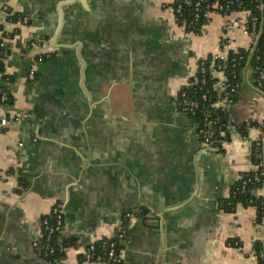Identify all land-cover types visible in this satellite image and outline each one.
<instances>
[{
	"label": "crops",
	"instance_id": "crops-1",
	"mask_svg": "<svg viewBox=\"0 0 264 264\" xmlns=\"http://www.w3.org/2000/svg\"><path fill=\"white\" fill-rule=\"evenodd\" d=\"M176 1L0 0L29 18L0 72V86L12 78L2 111L21 117L0 133V264H48L32 241L55 206L69 240L63 264H92L88 246L122 228L125 264H256L257 209L227 211L224 200L254 169L252 142L264 147L250 126L264 127V88L246 66L227 119L250 127L228 133L222 150L202 141L178 99L201 60L252 52L241 27L224 30L249 12H211L196 33L177 21Z\"/></svg>",
	"mask_w": 264,
	"mask_h": 264
},
{
	"label": "trees",
	"instance_id": "trees-1",
	"mask_svg": "<svg viewBox=\"0 0 264 264\" xmlns=\"http://www.w3.org/2000/svg\"><path fill=\"white\" fill-rule=\"evenodd\" d=\"M220 1L225 6H228L223 14H231L234 11H248L249 18L247 23L251 25V20L254 17L258 19V27H257V37L261 32L262 24H264V0H201V4L199 6L198 12L199 17L195 18V12H197V7L195 5V0L191 2V4H186L185 0H177L173 4V9L175 11L176 19L180 24H184L186 26V30L199 33L204 26L208 22V18L205 17V14L208 11H216L212 5L214 2ZM182 7L181 12H177L176 9L178 6ZM190 23L193 25L190 26ZM1 27V26H0ZM255 38V40L257 39ZM11 48H0V72L3 73L5 70V59L10 54ZM250 52L248 50L240 49L238 54H233L232 51L229 52V57L227 60V67L225 69V74L227 76L228 83L231 85H240L243 81L244 70L247 66V62L250 56ZM212 61V55L208 57V59L203 61L204 67L209 68ZM248 72L251 74L254 84L259 88H264V79L259 81V76L261 72H264V28L262 30L261 38L258 44L255 47L254 54L252 60L249 65ZM3 84L0 86V95L1 90H8L12 83V78L9 76H3ZM218 78L211 76L208 72L202 74L200 69L198 68L197 73L193 78L190 79L187 86L183 88L186 92L187 97L189 99H196L199 101L200 106L197 109L196 116H191L194 118L198 124V127L202 126L203 119L208 116L211 119H214L218 122L216 126L215 138H216V147L219 150H222V144L227 139L228 133L221 135L219 131V126L228 122L227 115L228 113L223 110L221 107L216 106L215 102L221 98L222 93L215 86ZM206 94L207 98L203 100V95ZM237 92L233 96V100H236ZM11 96L5 102L8 104ZM4 104V105H5ZM250 126H259L263 131L264 127L260 123H253ZM247 124L238 125L237 130L243 135L247 136V130L250 127ZM255 145L254 143L251 145L250 151L253 149L254 151ZM261 148V147H260ZM264 153V147L261 148ZM264 159V158H263ZM251 161L253 163L258 164L252 157ZM264 162V161H263ZM254 175V170H250L245 172L242 177L237 181V183L232 187L231 194L228 198L224 200V208L227 211H233L235 206L238 203L243 205H252L257 209V219L260 220L262 216V212L264 210V195H259L257 193L259 188H264V176L254 183H249L245 189H242V180L248 178L249 176ZM23 185V183H21ZM50 222L53 223L55 221V216L53 214L47 215ZM119 238L112 239H103L95 243V250L93 252V256L96 255H104L105 250L104 246H108L111 241L116 242V251L119 250ZM69 244V240L61 235L60 233L54 234L52 239L47 242L46 241V233L43 231L40 236V241L38 246L36 247V251L39 256L44 258L45 260L49 259L52 263L63 264L62 261L65 258V247ZM48 245H52L54 247V252L49 256H45V251ZM253 250L256 253L257 260L256 264H264V243L262 241H255ZM81 261L86 260V256H81ZM101 264V263H100ZM125 264V263H121Z\"/></svg>",
	"mask_w": 264,
	"mask_h": 264
},
{
	"label": "built area",
	"instance_id": "built-area-1",
	"mask_svg": "<svg viewBox=\"0 0 264 264\" xmlns=\"http://www.w3.org/2000/svg\"><path fill=\"white\" fill-rule=\"evenodd\" d=\"M193 0H185L186 4H191ZM201 4V0H195V5L197 7V12H195V18L199 17V6ZM2 7V6H0ZM212 7L216 10L215 12H219L223 14L222 12H225L226 8L228 6H225L220 1H216L213 3ZM181 5L178 6L176 9L177 12H181ZM2 10L5 12V20L0 22V48L5 47L9 48L11 47V44L13 43V40L16 36L19 35L20 29L27 25L29 23V18L17 13L8 12L7 7L3 6ZM214 11H208L205 14V17L209 20V14ZM227 15V14H224ZM193 25V23H190V26ZM187 26V25H186ZM185 26V27H186ZM203 27V26H202ZM241 27L245 33L250 35L253 40L257 37V27H258V19L257 17L252 18L251 25L248 23L244 24L243 26L240 25L238 21H230L226 22L224 25V30L229 31L231 29L239 28ZM228 40H223V47L226 46ZM233 54H238L239 50L232 51ZM53 55V52L48 51L46 53H39L36 57L38 61H42L46 58H49ZM209 57V56H208ZM205 58L200 61L198 68L200 69L202 74L209 73L211 76L217 77L218 80L215 84V86L220 90L222 93L221 98L215 102L216 106L221 107L223 110H225L228 113V110L231 108L232 104L234 103L233 96L236 94L238 90L239 85H231L228 83L227 76L225 74V69L227 67V60L229 57V53L225 52H217L212 55V61L207 69L203 65V61L208 59ZM37 79V68L32 67L28 72V80L30 82H35ZM264 79V72L260 73L259 81ZM10 97L9 90H1L0 95V133L6 131L10 124L13 122L20 123L21 117L20 116H10L2 111V106L5 104V102ZM207 98V95H203V100ZM179 109L181 112L186 113L191 116H196L197 109L200 106V103L196 99H189L187 97V94L184 90H182L179 94ZM202 126L198 127V134L202 141L210 146L213 149H218L216 147V138H215V132H216V126L218 125V122L214 119H211L210 117L206 116L202 121ZM238 125H235L234 122L229 121L219 126V131L221 135H224L225 133H230L234 130H237ZM254 143L255 148L249 151V158L251 160V157L256 161L259 162L258 164L254 166V175L249 176L248 178L242 180V189H245L246 186L249 183H254L256 181H259L264 176V153L262 152L261 148L263 147L262 140H256L252 142ZM251 144V145H252ZM261 147V148H260ZM51 214L55 216V221L53 223L50 222L49 218L47 216H44L40 221V234L37 238H34L32 241V246L34 250L36 251V247L39 244L40 236L42 232L44 231L46 233V241L49 242L54 234L60 233L63 234L64 231V218L62 210L59 206H55L52 209ZM255 224L259 226L264 227V210L262 212V216L260 220L256 218ZM126 230L122 228L116 235V238L122 239L125 236ZM95 242H92L87 249V255L90 263L92 264H121L124 263V260L122 256L119 254V252L116 251V242L111 241L108 246H104L105 254L104 255H96L93 256V252L95 250ZM234 245L236 247H239V242L235 241ZM54 247L52 245H48L47 249L45 251V256H49L54 252ZM37 252V251H36ZM38 253V252H37ZM39 255V254H38ZM254 258L257 259L256 253L254 252ZM46 262L48 264H53L51 260L47 259ZM58 264V263H54Z\"/></svg>",
	"mask_w": 264,
	"mask_h": 264
},
{
	"label": "water",
	"instance_id": "water-1",
	"mask_svg": "<svg viewBox=\"0 0 264 264\" xmlns=\"http://www.w3.org/2000/svg\"><path fill=\"white\" fill-rule=\"evenodd\" d=\"M263 28H264V24H262V27H261V29L263 30ZM262 30H261V32H260V34H259V36H258V37H257V39H256L255 46H254V48H253V50H252V52H251V54H250V56H249V59H248L247 66H249V65H250V62H251V60H252V57H253V54H254L255 47H256V45L258 44V42H259V40H260V38H261V35H262Z\"/></svg>",
	"mask_w": 264,
	"mask_h": 264
}]
</instances>
